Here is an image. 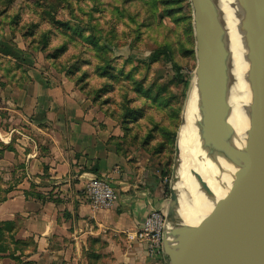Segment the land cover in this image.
Wrapping results in <instances>:
<instances>
[{
  "label": "rangeland",
  "instance_id": "rangeland-1",
  "mask_svg": "<svg viewBox=\"0 0 264 264\" xmlns=\"http://www.w3.org/2000/svg\"><path fill=\"white\" fill-rule=\"evenodd\" d=\"M0 41V71L11 83L26 73L66 82L102 129L117 127L107 135L125 157L166 177L165 222L196 67L190 0H0ZM6 46L13 52L2 53ZM158 258L168 264L162 243Z\"/></svg>",
  "mask_w": 264,
  "mask_h": 264
},
{
  "label": "crops",
  "instance_id": "crops-1",
  "mask_svg": "<svg viewBox=\"0 0 264 264\" xmlns=\"http://www.w3.org/2000/svg\"><path fill=\"white\" fill-rule=\"evenodd\" d=\"M0 77V223L12 236L0 264H164L136 236L150 210L166 209L161 176L125 157L107 135L117 127L102 129L66 82ZM100 176L117 198L92 213L84 186Z\"/></svg>",
  "mask_w": 264,
  "mask_h": 264
},
{
  "label": "water",
  "instance_id": "water-1",
  "mask_svg": "<svg viewBox=\"0 0 264 264\" xmlns=\"http://www.w3.org/2000/svg\"><path fill=\"white\" fill-rule=\"evenodd\" d=\"M193 10L196 67L194 78L206 107V135L224 145L229 129L223 118V49L211 0H190ZM247 10L254 101L247 161L223 198L202 222L190 229L180 250L168 246L165 222L162 248L168 264H264V0H241ZM177 202L170 187L167 213ZM167 216V214H166ZM180 232V231H179Z\"/></svg>",
  "mask_w": 264,
  "mask_h": 264
},
{
  "label": "bare ground",
  "instance_id": "bare-ground-1",
  "mask_svg": "<svg viewBox=\"0 0 264 264\" xmlns=\"http://www.w3.org/2000/svg\"><path fill=\"white\" fill-rule=\"evenodd\" d=\"M211 1L223 49L226 103L223 118L229 129L221 136L224 145L215 146L209 141L206 107L194 78L176 139L171 187L177 202L165 219L166 243L175 250L181 249L190 229L198 226L224 197L237 170L246 163L253 121V56L248 41L247 10L241 0ZM178 183L186 187L183 192Z\"/></svg>",
  "mask_w": 264,
  "mask_h": 264
},
{
  "label": "built area",
  "instance_id": "built-area-1",
  "mask_svg": "<svg viewBox=\"0 0 264 264\" xmlns=\"http://www.w3.org/2000/svg\"><path fill=\"white\" fill-rule=\"evenodd\" d=\"M166 181L163 177L162 182ZM84 194L92 213L110 208L117 198L114 188L106 176L93 177L84 186ZM164 230V211L150 210L136 233L149 257L160 255Z\"/></svg>",
  "mask_w": 264,
  "mask_h": 264
},
{
  "label": "trees",
  "instance_id": "trees-1",
  "mask_svg": "<svg viewBox=\"0 0 264 264\" xmlns=\"http://www.w3.org/2000/svg\"><path fill=\"white\" fill-rule=\"evenodd\" d=\"M1 42V44H3V45H5V43H4V41H0ZM11 52H13L9 47H5V49H3V51H2V53H4V54H10ZM2 229H4V230H9L10 229V223H7V222H5V223H0V230H2ZM5 248H3L1 245H0V251H3Z\"/></svg>",
  "mask_w": 264,
  "mask_h": 264
}]
</instances>
